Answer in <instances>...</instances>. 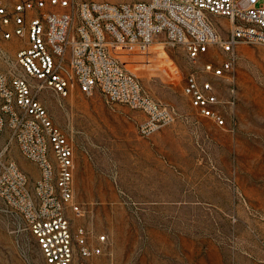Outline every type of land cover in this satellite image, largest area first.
Here are the masks:
<instances>
[{"label": "rangeland", "instance_id": "1", "mask_svg": "<svg viewBox=\"0 0 264 264\" xmlns=\"http://www.w3.org/2000/svg\"><path fill=\"white\" fill-rule=\"evenodd\" d=\"M215 20L225 38L229 20ZM117 54L153 99L176 108L173 123L142 136L144 114L100 92L75 90L65 98L38 92L74 146V201L81 210L71 212L73 222L110 238L109 250L92 263L264 264V45L238 48L237 100L226 107V127L199 115L184 95L196 66L181 46L155 42ZM214 60L206 55L201 63ZM12 61L16 48L0 58V68ZM217 90L229 99L227 82ZM11 156L38 178L16 145ZM0 264H46L23 218L1 198Z\"/></svg>", "mask_w": 264, "mask_h": 264}, {"label": "built area", "instance_id": "2", "mask_svg": "<svg viewBox=\"0 0 264 264\" xmlns=\"http://www.w3.org/2000/svg\"><path fill=\"white\" fill-rule=\"evenodd\" d=\"M216 18L230 22L225 38ZM155 42L185 50L196 69L185 78L184 95L199 115L226 127V107L237 100L238 48L264 45V0H0V58L16 48V61L0 68V198L23 218L46 264H93L111 243L107 234L73 222L71 212L81 210L74 201V146L38 92L63 98L75 90L100 92L141 111L138 132L150 136L178 112L153 99L117 51L147 50ZM206 55L215 60L201 63ZM221 81L230 87L226 101L217 90ZM12 145L36 166L37 179L11 156Z\"/></svg>", "mask_w": 264, "mask_h": 264}]
</instances>
